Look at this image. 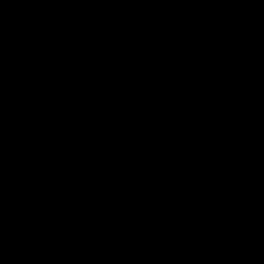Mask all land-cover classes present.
Returning <instances> with one entry per match:
<instances>
[{
	"label": "trees",
	"instance_id": "obj_1",
	"mask_svg": "<svg viewBox=\"0 0 264 264\" xmlns=\"http://www.w3.org/2000/svg\"><path fill=\"white\" fill-rule=\"evenodd\" d=\"M0 264H264V0H0Z\"/></svg>",
	"mask_w": 264,
	"mask_h": 264
},
{
	"label": "rangeland",
	"instance_id": "obj_2",
	"mask_svg": "<svg viewBox=\"0 0 264 264\" xmlns=\"http://www.w3.org/2000/svg\"><path fill=\"white\" fill-rule=\"evenodd\" d=\"M61 84L63 85L64 88L75 87V83L69 80L68 78H63L61 80Z\"/></svg>",
	"mask_w": 264,
	"mask_h": 264
},
{
	"label": "water",
	"instance_id": "obj_3",
	"mask_svg": "<svg viewBox=\"0 0 264 264\" xmlns=\"http://www.w3.org/2000/svg\"><path fill=\"white\" fill-rule=\"evenodd\" d=\"M167 250L170 251V247H168Z\"/></svg>",
	"mask_w": 264,
	"mask_h": 264
}]
</instances>
